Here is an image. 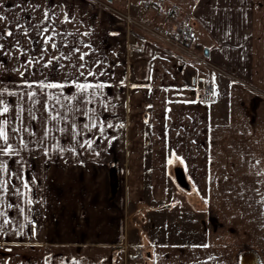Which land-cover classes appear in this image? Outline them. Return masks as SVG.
<instances>
[{"label":"crops","instance_id":"crops-1","mask_svg":"<svg viewBox=\"0 0 264 264\" xmlns=\"http://www.w3.org/2000/svg\"><path fill=\"white\" fill-rule=\"evenodd\" d=\"M153 2L220 73L129 37L118 14L162 23L144 0H0V58L39 93L0 135V264H264V0Z\"/></svg>","mask_w":264,"mask_h":264},{"label":"rangeland","instance_id":"rangeland-1","mask_svg":"<svg viewBox=\"0 0 264 264\" xmlns=\"http://www.w3.org/2000/svg\"><path fill=\"white\" fill-rule=\"evenodd\" d=\"M129 16L133 20H136L133 16L131 15ZM7 60L8 58H0V75H1L0 76V135L7 136L13 134L14 136L23 138V136H25V134H28L29 131H31V129L33 130L34 128L37 127L39 121V118L37 116L38 111H36L34 107H28V105L33 106L35 104H37L38 106V102H39V93L37 91L38 85L36 83H31V87L32 89H34V92L31 95L19 93L18 90H21L22 92V88L24 86L23 83L25 82L21 78H12L11 76H9L8 72L10 71V67L7 68L8 65V63H6ZM22 66H23L22 63L16 64V68H18L19 70H21ZM61 85H64V87H60V88H62L64 93L67 94H69L71 90L74 92V90H76V86L79 87V85H76L75 81L74 82L71 81V83L64 81L63 83H61ZM64 96H66V94H64ZM27 98H29V100H27ZM25 101L27 102V104H25ZM37 106L35 108H37ZM5 108H7L6 112L4 111ZM23 109L27 110L26 114L23 113ZM27 115H29L30 118L29 117L26 118ZM24 123L26 126L23 128L22 125ZM28 123L32 124V128L27 127ZM38 163H39V159L33 158L32 165L38 166ZM3 169L5 170L3 171ZM9 169H11V166L9 163H7V160L4 158L0 159V172H4L6 174V171H8ZM28 175H29V170L24 172V174H22L21 177L23 176L28 177ZM4 177H5L4 174H0V190L5 189L3 188L1 181ZM196 223H197V218L192 217V220L190 221L186 220L185 221L186 230L188 231L194 230ZM190 225H194V226L191 227ZM164 227H166L165 223H164Z\"/></svg>","mask_w":264,"mask_h":264},{"label":"built area","instance_id":"built-area-1","mask_svg":"<svg viewBox=\"0 0 264 264\" xmlns=\"http://www.w3.org/2000/svg\"><path fill=\"white\" fill-rule=\"evenodd\" d=\"M144 8H154L156 14L161 17V24H148L143 21L133 20L127 14H118L126 25L128 36H132V32H137L152 40L166 46L178 55L189 60L192 64L206 68L212 72L220 73L219 69L213 66L206 57L202 55L196 48L192 46L193 29L188 22L176 20L179 14L175 8L163 10L153 0H144ZM139 46V40L134 38L131 42H127L128 49H135ZM222 73V72H221ZM211 86L205 84L202 97H210Z\"/></svg>","mask_w":264,"mask_h":264},{"label":"snow or ice","instance_id":"snow-or-ice-1","mask_svg":"<svg viewBox=\"0 0 264 264\" xmlns=\"http://www.w3.org/2000/svg\"><path fill=\"white\" fill-rule=\"evenodd\" d=\"M3 17H0V19H2ZM9 34H11V33H9ZM47 42V41H46ZM83 57H81V59H82ZM49 87H64V85H48ZM81 88H83V86L81 85L80 86ZM5 112L7 111V108H5V110H4ZM5 139H7V137H5Z\"/></svg>","mask_w":264,"mask_h":264},{"label":"water","instance_id":"water-1","mask_svg":"<svg viewBox=\"0 0 264 264\" xmlns=\"http://www.w3.org/2000/svg\"><path fill=\"white\" fill-rule=\"evenodd\" d=\"M204 55H205V56H207V55H208V53H207V51H206V50L204 51Z\"/></svg>","mask_w":264,"mask_h":264}]
</instances>
